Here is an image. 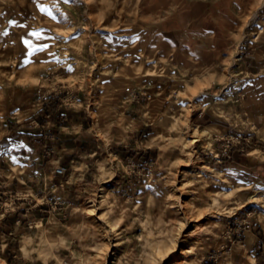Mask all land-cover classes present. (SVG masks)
I'll return each mask as SVG.
<instances>
[{
    "label": "rangeland",
    "instance_id": "374dc122",
    "mask_svg": "<svg viewBox=\"0 0 264 264\" xmlns=\"http://www.w3.org/2000/svg\"><path fill=\"white\" fill-rule=\"evenodd\" d=\"M24 40L47 47L29 55ZM256 59L264 0H0V128L37 98L80 107L81 68L94 73V103L123 110L135 93L146 122L119 159L100 156L88 169L80 195L63 164L50 190L0 185V264H215L257 219L264 239V213L223 221L234 197L192 142L204 126L199 112L212 109L225 124L223 106L246 99ZM216 132L223 145L241 141Z\"/></svg>",
    "mask_w": 264,
    "mask_h": 264
},
{
    "label": "crops",
    "instance_id": "0c3cea01",
    "mask_svg": "<svg viewBox=\"0 0 264 264\" xmlns=\"http://www.w3.org/2000/svg\"><path fill=\"white\" fill-rule=\"evenodd\" d=\"M79 64H85L83 58ZM252 69L253 77L242 85L246 99L239 105L233 99L221 109L225 124L214 121L212 109L197 115L204 126L196 141V157L200 155L204 168L222 175L225 181L220 183L226 185L227 197H234L228 200L233 212L225 215L223 221L251 212L264 213L257 210L264 206L260 201L264 199V59L257 60ZM75 74L80 86V107L65 111L50 97L37 98L19 108L16 119L1 125L0 185L50 190L61 177L55 168L63 164L68 171L69 189L74 195H80L90 188L88 169L98 165L100 156L114 162L119 159L123 146L137 137L143 139L146 122L139 115L140 104L135 93L130 95L123 110L110 102L94 103V73L81 68ZM236 88L230 92L232 96L240 93L235 92ZM62 114L68 116L67 122L59 121ZM38 121H43L42 126L50 133L56 132V136L47 139L46 132L37 127ZM216 130L241 137L240 143L232 145L228 156L223 155V140L216 137ZM46 142H49L47 150L44 149ZM105 148L111 151L105 152ZM262 230V222L257 219L245 231V237L230 251L226 250L215 264H264V239L259 236Z\"/></svg>",
    "mask_w": 264,
    "mask_h": 264
},
{
    "label": "built area",
    "instance_id": "2783aa9c",
    "mask_svg": "<svg viewBox=\"0 0 264 264\" xmlns=\"http://www.w3.org/2000/svg\"><path fill=\"white\" fill-rule=\"evenodd\" d=\"M223 139H224L223 155L228 156L229 155L228 152L231 149L232 145L240 143V138L238 136L237 137L227 136V137H223ZM55 172L59 175H62L65 172V167L58 166L56 167ZM229 231L230 229L227 230L226 237L229 238L231 241H233Z\"/></svg>",
    "mask_w": 264,
    "mask_h": 264
},
{
    "label": "snow or ice",
    "instance_id": "6c2138e0",
    "mask_svg": "<svg viewBox=\"0 0 264 264\" xmlns=\"http://www.w3.org/2000/svg\"><path fill=\"white\" fill-rule=\"evenodd\" d=\"M41 11H44V9L41 8ZM29 35H33V36H36L37 38H39V33H29ZM23 43L25 44L26 47L29 48V52H28L29 55H32L37 51H42L43 48L47 47V45H44L40 48L34 47V46H32L31 42L28 40H24ZM25 63H28V61H25Z\"/></svg>",
    "mask_w": 264,
    "mask_h": 264
},
{
    "label": "bare ground",
    "instance_id": "6f19581e",
    "mask_svg": "<svg viewBox=\"0 0 264 264\" xmlns=\"http://www.w3.org/2000/svg\"><path fill=\"white\" fill-rule=\"evenodd\" d=\"M196 140H198V137H194V138L192 139V142H195Z\"/></svg>",
    "mask_w": 264,
    "mask_h": 264
}]
</instances>
